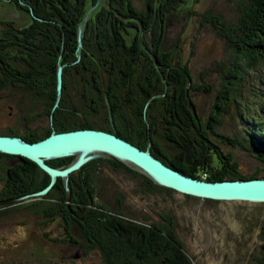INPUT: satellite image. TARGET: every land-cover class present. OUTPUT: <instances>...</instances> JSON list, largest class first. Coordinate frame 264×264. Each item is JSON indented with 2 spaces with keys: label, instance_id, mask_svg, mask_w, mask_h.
<instances>
[{
  "label": "trees",
  "instance_id": "16d2710c",
  "mask_svg": "<svg viewBox=\"0 0 264 264\" xmlns=\"http://www.w3.org/2000/svg\"><path fill=\"white\" fill-rule=\"evenodd\" d=\"M51 1L50 9L44 6L43 21L33 20L18 30L19 34L0 41V90L19 87L30 93L42 109L35 118L47 117L48 127L24 132L9 128L0 136L33 143L52 132L99 130L149 152L165 166L188 177L207 182L259 179L258 174H241L231 155L223 153L207 134H213L221 124L229 104L236 103L248 70L264 66V0H239L240 16L235 24L219 15H204L232 56L228 71L222 70L221 85L204 122L191 94L209 92L212 87L205 83L193 85L188 68L174 65L171 51L162 48L166 16L177 12L185 0H144V10H137L130 0H108L112 10L105 8L106 16L89 18L85 25H81L88 8L84 0ZM18 4L20 0H16ZM69 81L80 84L77 94L82 104L76 97L72 100L67 92ZM251 126L248 135L257 157L264 161V131L257 122ZM221 140L230 145L236 142L222 136ZM76 158L75 155L51 159L45 164L63 169ZM3 159L23 162V166L6 171L12 176L13 189L20 190L14 195L40 191L51 182L48 174L27 159L0 153V162ZM107 160L87 162L77 174L96 173L105 163L113 171L121 169L138 181L142 178L138 185L148 192L154 187L171 191L157 185L138 168L139 173L113 157ZM38 176L46 178L41 187H24ZM91 191L85 188L83 198ZM162 220L149 226L108 217L91 238L105 255V264H191L172 221L167 217ZM96 233L101 235L100 240Z\"/></svg>",
  "mask_w": 264,
  "mask_h": 264
},
{
  "label": "rangeland",
  "instance_id": "374dc122",
  "mask_svg": "<svg viewBox=\"0 0 264 264\" xmlns=\"http://www.w3.org/2000/svg\"><path fill=\"white\" fill-rule=\"evenodd\" d=\"M84 1L88 8L81 25H85L89 18L96 15L106 16L104 10L107 6V10H112L108 0L107 6L100 0H96L95 4L93 0ZM130 1L137 10L145 9L144 0ZM14 3L15 0H0L1 19L15 21L19 17L20 12ZM87 13L89 16L85 19ZM207 13L219 15L229 24H235L240 16L239 0H185L182 7L169 16L162 45L165 51H171L174 65L188 68L193 85L201 86L205 83L212 87L209 92L191 94L202 122L206 121L221 85L222 70L228 71L226 67L232 57L223 38L205 20L204 15ZM66 90L72 100L76 97V101L82 104L77 94L80 90L78 82L69 81ZM41 112L38 101L21 88L8 87L0 90V133L9 128L19 132L47 128V117L35 118ZM32 118L35 120L30 121ZM254 122L264 131V66L248 70L246 83L237 95L236 103L229 104L227 112L221 117V124L213 134L209 131L207 134L223 153L231 155L241 174H258L259 179H264V161L257 157L248 135ZM221 136L235 140V145L223 142ZM187 148L186 146L185 149ZM98 154L92 152L86 157ZM109 157L102 154L99 158L106 161ZM5 162L8 159H3L0 163V176L4 174ZM126 168L140 172L129 163H126ZM93 174L102 180L99 181L100 195L97 199L109 206H117L120 201L123 215L128 219L144 224H157L163 218H170L177 239L191 264H264V203L205 200L173 190H160L158 187L148 192L138 185L142 178L138 181L126 171H113L105 163ZM12 213L9 220L5 216L0 219V264H18L17 258L11 255H18L19 252L25 258H19L21 264H58V260L56 263L42 262L25 256L32 251L38 237L33 238L29 226L25 228L17 225V214ZM44 254L43 251L42 255ZM83 262L99 264L93 258H85Z\"/></svg>",
  "mask_w": 264,
  "mask_h": 264
},
{
  "label": "flooded vegetation",
  "instance_id": "af4514ba",
  "mask_svg": "<svg viewBox=\"0 0 264 264\" xmlns=\"http://www.w3.org/2000/svg\"><path fill=\"white\" fill-rule=\"evenodd\" d=\"M20 2V5H16V0L14 3L20 12L15 21L0 18V41L2 42L14 33L19 34L18 30L26 27L33 20L43 21L41 16L44 14V6L46 5L50 9L52 1L20 0ZM170 15L171 13L166 16V22ZM99 157L97 156L94 160ZM107 162L109 161L107 160ZM18 165L23 166V162L19 159H9L3 165L4 174L0 176V202L22 197L24 199L14 204H0V219L5 216L9 220L12 217V212H15L17 214L15 217L16 224L25 228L29 226L33 238L38 237V241H34L32 251L25 255L26 257L30 256L42 262L56 263L58 260V264H84L85 258H93L99 264H105L103 252L94 245L91 238L95 231L99 232L100 225L112 216L120 217L122 221L127 223L141 224V222L133 221L123 215L120 201L117 203L116 209V206H109L98 200L97 197L100 195L98 192L99 181L102 182V180L97 179L94 174H91L92 172L90 174L83 172L77 174L79 169L74 172L76 175H69L65 179H61L62 181L58 178L50 188L45 187L47 189L45 192L44 188L40 191H28L21 195H14L20 190L13 189L12 176L8 175L6 171ZM24 178L26 179V175ZM33 178L36 180L31 181V183L27 181L24 186L26 189L41 187L46 180L43 176ZM87 187L92 190V193H87V198L84 199L83 193ZM15 188H17L16 185ZM37 193H41V195L32 196ZM83 200L85 201L82 202ZM152 224L151 222L147 225L152 226ZM96 235L100 240L101 235L98 233ZM26 241L27 239L23 240V243ZM100 243L102 242L100 241ZM43 251L45 252L44 255H42ZM11 257H16V263L21 264L19 258L23 259L24 255L19 252L18 255L15 253Z\"/></svg>",
  "mask_w": 264,
  "mask_h": 264
},
{
  "label": "water",
  "instance_id": "95a60500",
  "mask_svg": "<svg viewBox=\"0 0 264 264\" xmlns=\"http://www.w3.org/2000/svg\"><path fill=\"white\" fill-rule=\"evenodd\" d=\"M100 1L107 6L106 0ZM107 8L109 7L107 6ZM88 16L87 13L85 19ZM61 90L62 73L59 68L57 72L58 97L61 95ZM92 152L99 154L86 157L88 153ZM0 153L27 159L36 164L51 178L47 189L58 178L68 177L88 161L97 158V156H102V154H107L124 164L129 163L140 169L158 185L187 196L212 201L264 203V179L207 182L188 177L165 166L152 157L149 152L142 151L115 135L99 130L82 129L64 133L52 132L45 139L33 143L18 137L0 136ZM77 154L79 156H77L74 164L65 170L54 169L45 164L47 160L66 158ZM41 193L32 196H38ZM23 199L22 197L1 201L0 204H14Z\"/></svg>",
  "mask_w": 264,
  "mask_h": 264
}]
</instances>
